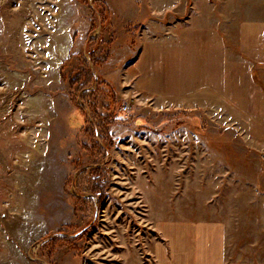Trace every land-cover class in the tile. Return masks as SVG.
<instances>
[{"label":"rangeland","instance_id":"obj_1","mask_svg":"<svg viewBox=\"0 0 264 264\" xmlns=\"http://www.w3.org/2000/svg\"><path fill=\"white\" fill-rule=\"evenodd\" d=\"M163 8L166 44L195 8L219 48L226 34L228 103L217 84L212 101H176L157 62L137 60ZM263 11L264 0H0V264H157L163 207L173 217L180 199L218 209L227 189L236 196L222 162L236 167L245 151L253 166L254 143L238 136L261 114L236 26Z\"/></svg>","mask_w":264,"mask_h":264},{"label":"crops","instance_id":"obj_2","mask_svg":"<svg viewBox=\"0 0 264 264\" xmlns=\"http://www.w3.org/2000/svg\"><path fill=\"white\" fill-rule=\"evenodd\" d=\"M185 9L177 12L187 16ZM147 10L146 19L155 14L150 8ZM205 13L208 16L213 11L210 9ZM201 15L203 12L199 14L195 8L190 10L188 18L174 22L171 46V43L166 44L165 8L158 9L157 42L153 46L141 47L137 56V60L144 63L157 62L159 90L169 95L173 93L176 101L194 107L204 97L208 101L213 100L215 84L222 88L223 102L228 103L225 97L230 89L229 47L223 41L226 34H222V39L219 36L222 40V48H219L215 45L213 24L210 28L207 24L203 25ZM224 45L227 54L219 57ZM234 46L242 56L253 62L257 70L251 85L254 109L261 114H255L251 134L238 136L239 142L253 141L254 151L250 153L256 161L251 166V155L240 151L236 154V167H231L230 162H222V165L227 164L225 173L236 172L238 176L237 194L230 197L227 189V198H218V209L210 200H205V205L196 210L192 201L183 202L180 199L181 202L176 204L180 208H174L180 214L169 217L163 207V216L154 222V229L165 244L156 242L151 250L157 264H264V13L253 21H239ZM215 63H221L217 67L223 75L220 81L213 76ZM237 68L240 69V66ZM172 77L173 81L167 79ZM72 119L75 124L81 122L79 114ZM231 154L227 153V157ZM249 174L253 175V179L247 177ZM164 188L158 184L152 186L156 190ZM155 197L152 193V200Z\"/></svg>","mask_w":264,"mask_h":264},{"label":"built area","instance_id":"obj_3","mask_svg":"<svg viewBox=\"0 0 264 264\" xmlns=\"http://www.w3.org/2000/svg\"><path fill=\"white\" fill-rule=\"evenodd\" d=\"M128 107L127 106H125V109H127Z\"/></svg>","mask_w":264,"mask_h":264}]
</instances>
